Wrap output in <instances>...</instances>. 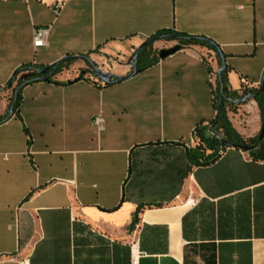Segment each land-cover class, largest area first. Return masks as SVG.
I'll return each instance as SVG.
<instances>
[{
    "label": "crops",
    "instance_id": "crops-1",
    "mask_svg": "<svg viewBox=\"0 0 264 264\" xmlns=\"http://www.w3.org/2000/svg\"><path fill=\"white\" fill-rule=\"evenodd\" d=\"M37 28L48 37L34 48ZM165 30L208 39L223 59L189 46L104 85L75 58L25 86L10 114L22 67L93 57L124 77ZM220 70L237 95L228 120L250 145L263 123L264 0H0V264H131L133 246L136 264H264V137L210 164L187 157L216 116Z\"/></svg>",
    "mask_w": 264,
    "mask_h": 264
},
{
    "label": "trees",
    "instance_id": "trees-1",
    "mask_svg": "<svg viewBox=\"0 0 264 264\" xmlns=\"http://www.w3.org/2000/svg\"><path fill=\"white\" fill-rule=\"evenodd\" d=\"M173 37H179V40H174ZM191 38L186 34L183 33H175L172 31H160L155 36L149 38L145 42V46L139 51L136 56L135 60V67L137 69V73H140L147 68L157 64L160 60L158 59L157 55H152L151 46L153 42L157 40H164L166 42H176L178 45L181 46V49L189 47V46H198L201 48H205L209 51L216 52L212 45L217 46L212 41L206 39L208 42H202L198 40H190ZM205 39V38H204ZM218 47V46H217ZM219 48V47H218ZM73 59L66 60L58 64L54 69L48 72V81L52 82V79L61 72L65 66H68L69 63L72 62ZM31 69V66H25L21 69L17 70L11 80L9 81L8 85L10 86L15 80L16 77L24 72ZM45 68H34L31 70H37L42 72ZM211 72V70L209 69ZM43 75H29L27 79L23 82H18L12 88V100L10 101V114H18V109L21 102V91L22 89L32 83L39 82L42 80ZM107 85V84H104ZM211 93L213 96V105L216 111V116L209 123L207 129L205 128H197L195 130V135L197 138V143L193 150L188 151L187 157L190 162L195 165L199 164H210L214 162L216 159L219 158L220 153L229 147H239V146H246L250 147L251 145H255L258 140L252 142V144L247 145L243 138L239 136L231 127V124L228 120L227 113L234 112L233 104L229 103V99L235 98L237 95L234 93L229 92L227 87V80L225 76V72L221 73L220 78L217 76L215 81V86L211 87ZM246 90L243 89L240 95V98L246 96ZM255 101L258 104L259 110L262 114V118L264 121V89L262 92L260 90H256L255 94L253 95ZM9 114V115H10ZM0 119V123H3L8 117ZM205 131H209L211 136L207 137L205 135ZM224 144V145H223ZM205 151H211V155L205 156ZM140 212V209L137 210V214ZM136 214L133 217V221H136Z\"/></svg>",
    "mask_w": 264,
    "mask_h": 264
},
{
    "label": "water",
    "instance_id": "water-1",
    "mask_svg": "<svg viewBox=\"0 0 264 264\" xmlns=\"http://www.w3.org/2000/svg\"><path fill=\"white\" fill-rule=\"evenodd\" d=\"M174 40H179V37H173ZM190 40H198V41H202V42H208L206 39L204 38H200V37H194V38H191ZM209 43V42H208ZM145 46V43L143 45H141L139 48L135 49L134 53H133V59L136 58L137 54L139 53V51ZM212 47L215 49L216 53L219 55V57L221 59H223V56L220 52V49L215 46V45H212ZM181 50V46L176 44L174 45L173 47L171 48H168V49H162L159 51L158 53V59L159 60H163L169 56H172L174 55L175 53H177L178 51ZM75 58H80L86 62L89 63V65L93 68V71L97 74V77H98V80L101 81L103 84H111L113 83L114 81L115 82H124L130 78H132L133 76H135L137 74V69L135 67V63L134 65L132 66V69L130 71V73L127 75V76H124V77H120V76H115V75H105L104 73L98 71V69L95 68L94 64L89 60L87 59L86 57H65L64 59H61L55 63H53L52 65L46 67L42 72L41 74L44 76L42 78V81H48V72L52 69H54L58 64H60L61 62L63 61H66V60H70V59H75ZM221 73L222 71L220 70L218 72V77L220 78L221 76ZM264 89V71H263V74L261 76V79H260V83H259V90L260 92H262ZM264 137V121L262 123V126H261V130H260V134H259V137H258V143H260L262 141ZM224 145V144H223ZM238 149L240 150H243V151H247L249 149H251V147H246V146H239L237 147Z\"/></svg>",
    "mask_w": 264,
    "mask_h": 264
},
{
    "label": "built area",
    "instance_id": "built-area-1",
    "mask_svg": "<svg viewBox=\"0 0 264 264\" xmlns=\"http://www.w3.org/2000/svg\"><path fill=\"white\" fill-rule=\"evenodd\" d=\"M60 7L56 8V11H59ZM47 37H48V29L46 28H37L34 29L33 31V47L34 48H39V47H43L46 46L47 43ZM36 75H42L40 71H36L35 72ZM217 72L216 73H212L210 80H211V84L212 87L215 86V81L217 78ZM246 98L251 97L250 93H247V95L245 96ZM230 103H233L234 101L229 100ZM140 255V253L138 252V250L133 246L131 248V264H136L137 263V258Z\"/></svg>",
    "mask_w": 264,
    "mask_h": 264
},
{
    "label": "rangeland",
    "instance_id": "rangeland-1",
    "mask_svg": "<svg viewBox=\"0 0 264 264\" xmlns=\"http://www.w3.org/2000/svg\"><path fill=\"white\" fill-rule=\"evenodd\" d=\"M174 45H176V43H171L170 45H165V47L163 46L160 50H162V49H168V48H171V47H173ZM151 52L153 53V44H152V46H151ZM130 54V53H129ZM90 58H93V57H89V59ZM128 58H129V56H125L124 55V57H123V59H122V61L123 62H126V60H128ZM135 60H136V58L135 59H131V66H133L134 65V62H135ZM73 63V62H72ZM94 64V66L95 67H97V65L95 64V63H93ZM72 65V64H71ZM66 68H67V66H65ZM87 68H89V70H91V71H93V68L92 67H88V65H87ZM31 69H34L33 67H31ZM31 69H29V70H27V71H24L23 73H22V75L20 76V79L18 80L17 79V81H14L13 83H14V86L18 83V82H23L25 79H27V77L29 76V75H36V71L35 70H31ZM93 73H94V71H93ZM95 75H96V77H97V74L96 73H94ZM13 86V87H14ZM243 99H245V96L244 97H242ZM233 100V99H232Z\"/></svg>",
    "mask_w": 264,
    "mask_h": 264
}]
</instances>
